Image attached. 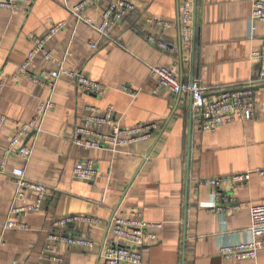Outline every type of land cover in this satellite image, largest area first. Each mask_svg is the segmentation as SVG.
Returning <instances> with one entry per match:
<instances>
[{"label":"crops","instance_id":"0c3cea01","mask_svg":"<svg viewBox=\"0 0 264 264\" xmlns=\"http://www.w3.org/2000/svg\"><path fill=\"white\" fill-rule=\"evenodd\" d=\"M81 0H33L26 15L0 7V264H58L46 251L52 242L47 233L64 215H95L103 224H73L77 233L90 236L92 247L59 244L60 264H104L100 249L113 214L129 216L140 211L145 220L161 223L156 239L142 248V264H264V248L255 258L224 259V244L250 240L249 204H264V84L256 86L252 119L202 130L191 121L190 95L159 88L152 65L173 68L181 80L198 78L214 88L247 85L260 67L253 53L264 48V22L251 19V0H196L192 46L182 45L178 26L182 0H130L136 13L115 24L116 41L103 40L84 22H76L69 8ZM109 0H95L82 9L95 24ZM171 19L175 25L151 30L173 49L150 45L138 28L145 17ZM65 25L45 42L51 58L38 53L26 76L18 74L33 46L30 34L43 36L51 22ZM96 41L91 49L89 43ZM63 66L105 83L100 96L81 91L67 76L56 81L54 106L36 134L30 161L11 154L2 165L3 151L14 127L29 121L47 87L33 79L42 71ZM131 90L127 93L122 88ZM85 104L111 105L121 126L153 122L156 130L144 142L118 147L85 149L70 142ZM33 138V135H32ZM31 135L25 137L29 142ZM95 161L99 174L93 181L75 178V163ZM25 168L26 177L49 188L41 210L17 220L24 228H3L15 192L10 174ZM247 172L244 185L235 190L237 210L212 212L215 188L203 183L212 176ZM226 191L227 186L220 187ZM26 199L31 192L26 191ZM21 200L15 201L19 206ZM69 225L61 230L69 229Z\"/></svg>","mask_w":264,"mask_h":264},{"label":"built area","instance_id":"2783aa9c","mask_svg":"<svg viewBox=\"0 0 264 264\" xmlns=\"http://www.w3.org/2000/svg\"><path fill=\"white\" fill-rule=\"evenodd\" d=\"M94 1L81 0L69 8V11L74 15L77 23H86L103 40L116 41L113 34L115 24L135 14L137 11L136 6L130 0H109L101 10L99 22L95 24L82 14V9ZM195 1L182 0L180 6L178 19L180 39L182 45L187 48L192 46ZM32 2L33 0H0V7L13 13L26 15ZM251 4V19L264 22V0H251ZM64 25L65 22L63 21L51 22L50 27L43 36L30 34L33 46L25 60L18 66L20 76L27 75L28 67L38 53L43 54L46 59L51 58L50 54L44 49L45 42ZM174 25L175 22L171 19L147 16L138 28L144 33V38L150 45L169 51L173 49L172 46L163 37L152 33L151 30L167 29ZM89 45L91 49H94L97 42L91 41ZM253 56L257 57L260 62L257 74L247 85L237 88H214L198 78L181 80L173 68L152 65L150 71L156 77L153 92H158L159 88H166L173 93L185 92L189 94L191 99V121L202 130H214L223 124L250 120L255 114L256 86L264 84V48L254 52ZM61 76L72 79L81 91L89 95L100 96L108 89L105 83L94 80L81 72L69 70L61 63L57 69L42 71L41 76L33 79L38 84L47 87L49 95L40 102L34 116L29 121L19 123L14 127L9 142L3 151L1 167L6 159L14 153L25 164L30 161L36 134L41 130L47 112L54 106L55 84ZM2 87L3 81L0 80V92ZM122 89L129 94L131 93L129 88L123 87ZM5 121L6 116L0 115V128ZM155 130L156 124L153 122H143L126 127L121 126L111 105L101 107L97 104H85L83 106V116L73 128L70 142L85 149L106 147L115 152L118 147L148 140ZM30 135L31 140L26 142L25 137ZM256 171L264 175V169H257ZM72 173L75 178L93 181L97 178L99 171L94 159L87 157L75 163ZM10 174L15 184V192L9 209V217L3 228H24L25 224L17 220L16 216L41 210L44 198L49 194V188L41 182L26 177L25 168L15 167ZM247 178V172L205 178L203 183L215 188V201L210 211L223 212L239 209L240 202L235 196V190L240 185L246 184ZM222 185H226L228 190L222 191L220 188ZM26 191L31 192L29 200L25 197ZM17 200H21L19 206L15 205ZM249 214L248 231L251 235L250 240L220 246L219 253L224 259L255 258L258 250L264 248V204H249ZM79 221L85 224L105 223L103 218L95 215L69 214L56 218L47 233L48 241L52 242L51 246L46 249L49 253V259L58 264L63 261V257L58 252L59 244L83 247H92L95 244L90 236L81 233H64L61 230V227L73 225ZM159 227H161V223L145 220L140 211L132 212L129 216H124L121 213L113 214L109 219L105 242L100 249L104 264H142V248L149 241L156 239L155 230ZM2 244L3 241L0 238V248ZM12 264H16V261Z\"/></svg>","mask_w":264,"mask_h":264},{"label":"trees","instance_id":"16d2710c","mask_svg":"<svg viewBox=\"0 0 264 264\" xmlns=\"http://www.w3.org/2000/svg\"><path fill=\"white\" fill-rule=\"evenodd\" d=\"M69 229L66 230H62L64 233H77L74 229H73V225H69Z\"/></svg>","mask_w":264,"mask_h":264}]
</instances>
